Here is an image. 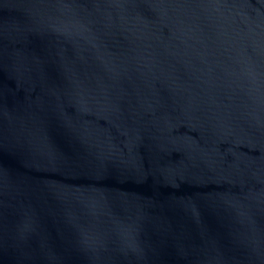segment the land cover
Wrapping results in <instances>:
<instances>
[{"label":"water","instance_id":"obj_1","mask_svg":"<svg viewBox=\"0 0 264 264\" xmlns=\"http://www.w3.org/2000/svg\"><path fill=\"white\" fill-rule=\"evenodd\" d=\"M0 264H264V0H0Z\"/></svg>","mask_w":264,"mask_h":264}]
</instances>
